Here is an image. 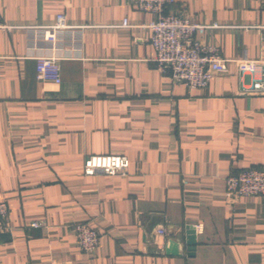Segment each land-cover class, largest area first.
Listing matches in <instances>:
<instances>
[{"label":"crops","instance_id":"obj_1","mask_svg":"<svg viewBox=\"0 0 264 264\" xmlns=\"http://www.w3.org/2000/svg\"><path fill=\"white\" fill-rule=\"evenodd\" d=\"M167 11L218 24L199 39L229 61L207 88L159 69L144 26L155 15L135 0H0V264H264V196L226 189L228 175L264 167V94L243 91L261 69L236 62L264 60V0ZM58 13L80 40L57 52L61 82L41 81L36 57L53 51L32 48L30 27ZM92 154L127 156L128 173L85 174ZM82 222L101 235L92 252L77 243ZM160 225L180 254L156 244Z\"/></svg>","mask_w":264,"mask_h":264},{"label":"built area","instance_id":"obj_2","mask_svg":"<svg viewBox=\"0 0 264 264\" xmlns=\"http://www.w3.org/2000/svg\"><path fill=\"white\" fill-rule=\"evenodd\" d=\"M176 0H135L140 10L151 12L155 18L144 26L152 31L151 43L156 51L155 62L159 69L173 82L183 83L189 89L207 88L218 72L227 69L228 59L220 54L217 47H210L201 42L199 35L206 30L218 27V24H203L190 18L169 13L168 8ZM2 24H0V27ZM122 26H131L125 19ZM264 29V26L262 27ZM80 26L70 25L64 13H58L54 23L30 27L32 48H46L51 54L36 57L37 77L41 81L61 82V66L58 51L76 46L79 42ZM240 74L253 73L261 69V75L244 92L264 94V60L241 58L236 60ZM130 160L122 154H92L86 157L84 172L87 175L103 173L107 175H125L128 173ZM227 192L233 197L251 195L264 196V167H251L232 173L226 178ZM9 206L0 202V234L7 230ZM43 220L31 222L33 227H41ZM78 245L85 252L94 251L100 243L101 235L89 222L75 224L73 227ZM165 226L155 230V242L161 250L166 242ZM67 264V263H49Z\"/></svg>","mask_w":264,"mask_h":264},{"label":"water","instance_id":"obj_3","mask_svg":"<svg viewBox=\"0 0 264 264\" xmlns=\"http://www.w3.org/2000/svg\"><path fill=\"white\" fill-rule=\"evenodd\" d=\"M188 233L190 234L188 242L192 244L195 242L194 238L191 236V234L194 233V230L190 228L188 229ZM189 249H194V247L190 246ZM182 250L183 243L181 240L170 239L165 246L166 253L171 255H178L182 252Z\"/></svg>","mask_w":264,"mask_h":264}]
</instances>
